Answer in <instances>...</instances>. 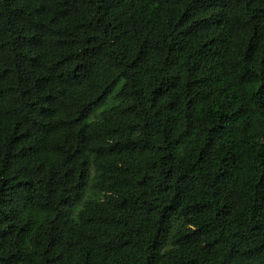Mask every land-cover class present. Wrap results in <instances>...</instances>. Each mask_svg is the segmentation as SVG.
Masks as SVG:
<instances>
[{"label": "trees", "instance_id": "16d2710c", "mask_svg": "<svg viewBox=\"0 0 264 264\" xmlns=\"http://www.w3.org/2000/svg\"><path fill=\"white\" fill-rule=\"evenodd\" d=\"M0 264H264V0H0Z\"/></svg>", "mask_w": 264, "mask_h": 264}, {"label": "rangeland", "instance_id": "374dc122", "mask_svg": "<svg viewBox=\"0 0 264 264\" xmlns=\"http://www.w3.org/2000/svg\"><path fill=\"white\" fill-rule=\"evenodd\" d=\"M94 117H95V116H94V115H92V119H94Z\"/></svg>", "mask_w": 264, "mask_h": 264}]
</instances>
